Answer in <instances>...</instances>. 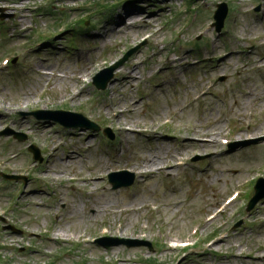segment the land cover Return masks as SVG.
Here are the masks:
<instances>
[{
    "label": "rangeland",
    "instance_id": "rangeland-1",
    "mask_svg": "<svg viewBox=\"0 0 264 264\" xmlns=\"http://www.w3.org/2000/svg\"><path fill=\"white\" fill-rule=\"evenodd\" d=\"M188 1L0 0L12 15L0 20V174L29 176L24 192L0 178V224L21 230L0 227V264H264V199L246 210L252 181L264 171V141L233 151L222 144L264 136V24L257 22L264 0L199 1L204 11L185 13ZM114 3L120 6L109 19L101 11ZM220 3L231 10L218 35L205 23ZM126 6L138 9L127 13L137 17L133 24L131 18L121 24ZM84 20L87 33L72 39L66 27L80 30ZM40 33L51 40L38 46ZM140 44L116 81L97 91L93 77ZM9 56L17 63L4 66ZM57 108L111 127L115 141L30 113ZM7 128L27 139L1 134ZM32 144L42 162L29 159ZM197 155L208 157L191 162ZM30 163L36 170H25ZM122 169L139 172L137 182L113 190L107 176ZM236 189L243 190L240 199L207 224ZM102 227L106 236L152 248L103 247L95 242L105 236ZM59 229L69 238L55 239ZM216 230L218 239L201 244ZM182 241L198 244L181 249Z\"/></svg>",
    "mask_w": 264,
    "mask_h": 264
},
{
    "label": "bare ground",
    "instance_id": "bare-ground-1",
    "mask_svg": "<svg viewBox=\"0 0 264 264\" xmlns=\"http://www.w3.org/2000/svg\"><path fill=\"white\" fill-rule=\"evenodd\" d=\"M204 3H209L210 2V0H202ZM210 4V3H209ZM215 4V1L214 2H212L210 5H214ZM126 13H137L136 11H135V9L134 8H132V7H130V8H127V9H125L123 12H122V14L120 15V17L122 16V18H123V20L121 21V24L122 23H125V20L127 19V18H131L130 19V22H132V24L133 23H135L136 22V20H137V17H132V16H127V17H124L125 16V14ZM137 16H139V15H137ZM257 22H259V24H261V23H263L264 24V19H259ZM36 72H38V70H35ZM42 72H43V70H41ZM43 73H45V72H43ZM88 75H86V74H80L79 75V77H80V79H82V80H84L85 79V77H87ZM28 102H29V99H25L24 101H23V103H24V105H26V104H28ZM17 109H20V110H22L21 108H17ZM70 159H71V157H70ZM49 167H47V169H48ZM264 221V220H263ZM58 236H63V237H68L69 235H68V233H66L65 231H63V230H58L56 233H55V238H57ZM261 251H264V250H262L261 249ZM237 253L238 252H240V250H237L236 251ZM236 254V253H235ZM234 254V255H235ZM236 255H238V254H236Z\"/></svg>",
    "mask_w": 264,
    "mask_h": 264
},
{
    "label": "water",
    "instance_id": "water-1",
    "mask_svg": "<svg viewBox=\"0 0 264 264\" xmlns=\"http://www.w3.org/2000/svg\"><path fill=\"white\" fill-rule=\"evenodd\" d=\"M97 83H98V85H100V87L105 88L107 81L105 83H102V84H99L98 81H97ZM62 114H64V115H73V116L76 115V114H72V113H62ZM257 190L259 191V185L257 186ZM263 196H264V193L262 195L256 196L255 200H257V199H259V198H261Z\"/></svg>",
    "mask_w": 264,
    "mask_h": 264
}]
</instances>
